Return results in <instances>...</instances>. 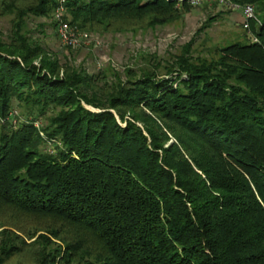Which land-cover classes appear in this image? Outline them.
<instances>
[{
	"label": "trees",
	"instance_id": "1",
	"mask_svg": "<svg viewBox=\"0 0 264 264\" xmlns=\"http://www.w3.org/2000/svg\"><path fill=\"white\" fill-rule=\"evenodd\" d=\"M61 1L0 0V18L13 17L0 39V264H264V0H230L255 7L256 42L212 59L190 42L125 81L62 63L31 37L30 18L53 19ZM64 8L71 26L106 34L192 7Z\"/></svg>",
	"mask_w": 264,
	"mask_h": 264
},
{
	"label": "rangeland",
	"instance_id": "2",
	"mask_svg": "<svg viewBox=\"0 0 264 264\" xmlns=\"http://www.w3.org/2000/svg\"><path fill=\"white\" fill-rule=\"evenodd\" d=\"M177 7L181 9L183 6ZM215 16L216 20H209ZM12 18H0V39L6 40L10 35ZM53 19L30 18L31 37L58 55L62 63L72 60V64L84 68L90 74L113 68L123 81L127 79L128 69L138 71L137 76H141L139 68L149 66L150 60L154 58L161 60L164 65L174 61L190 42L194 56L206 59L215 58L217 49L233 43L254 42L243 27L245 18L242 10L216 3L192 7L179 20L154 29L106 34L82 31L88 33L90 39L87 45L75 49L74 55L68 54L59 41L56 29L52 27ZM39 25H44V28ZM161 73L164 77L165 70L162 69ZM15 112L17 119L24 120L18 108H15ZM49 151L53 153L54 148L51 147ZM10 264L32 263L22 258Z\"/></svg>",
	"mask_w": 264,
	"mask_h": 264
},
{
	"label": "built area",
	"instance_id": "3",
	"mask_svg": "<svg viewBox=\"0 0 264 264\" xmlns=\"http://www.w3.org/2000/svg\"><path fill=\"white\" fill-rule=\"evenodd\" d=\"M213 3L221 6H231L232 9H241L245 18L243 27L248 32L252 40L254 42L257 41L255 34L250 29L251 21L257 20L255 7L251 5H246L244 7L236 4L233 5L229 0H177V6L188 5L191 7H200L204 4ZM64 15V0H62L59 7L53 13L54 20L57 22L58 37L62 46L79 49L87 45L90 35L78 30L74 26H71L69 21L64 18Z\"/></svg>",
	"mask_w": 264,
	"mask_h": 264
}]
</instances>
